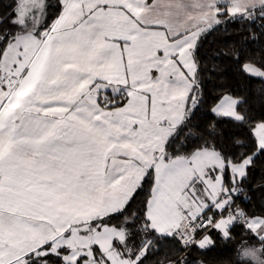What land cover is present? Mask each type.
I'll use <instances>...</instances> for the list:
<instances>
[{
  "label": "snow or ice",
  "instance_id": "obj_1",
  "mask_svg": "<svg viewBox=\"0 0 264 264\" xmlns=\"http://www.w3.org/2000/svg\"><path fill=\"white\" fill-rule=\"evenodd\" d=\"M257 22L264 0H11L0 264H189L178 254L237 229L238 264H264V208L237 204L264 158V114L231 93L207 104L200 73L208 33ZM235 60L264 86V62Z\"/></svg>",
  "mask_w": 264,
  "mask_h": 264
},
{
  "label": "trees",
  "instance_id": "obj_2",
  "mask_svg": "<svg viewBox=\"0 0 264 264\" xmlns=\"http://www.w3.org/2000/svg\"><path fill=\"white\" fill-rule=\"evenodd\" d=\"M11 0H0V13L6 14L7 5ZM54 4L55 0H49ZM264 22L255 25L227 24L221 25L219 30L208 33L200 47L201 80L205 87V94L211 98L222 93H231L246 100V109L257 118L264 114V87L255 81L243 78L236 70L235 57L239 55L241 61L253 60L257 63L264 62ZM207 104L202 106L199 116L207 113ZM198 116L194 123H203ZM141 197L140 199H142ZM237 204L249 212L264 208V158L257 161L252 169L248 181L243 185ZM139 207V202L136 205ZM214 244L207 249H195L179 256L186 258L189 264H237V245L246 239L239 229L233 233L231 239H224L212 233ZM161 253H169L172 259L177 254H172L171 245L160 249ZM160 259V257H156Z\"/></svg>",
  "mask_w": 264,
  "mask_h": 264
},
{
  "label": "rangeland",
  "instance_id": "obj_3",
  "mask_svg": "<svg viewBox=\"0 0 264 264\" xmlns=\"http://www.w3.org/2000/svg\"><path fill=\"white\" fill-rule=\"evenodd\" d=\"M244 241V240H243ZM243 241H240L239 244L237 245V249L238 247L241 245V243H243ZM237 264H238V260H237Z\"/></svg>",
  "mask_w": 264,
  "mask_h": 264
}]
</instances>
